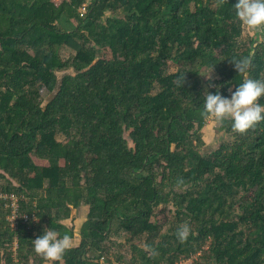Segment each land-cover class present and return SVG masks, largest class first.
Instances as JSON below:
<instances>
[{
	"label": "trees",
	"instance_id": "16d2710c",
	"mask_svg": "<svg viewBox=\"0 0 264 264\" xmlns=\"http://www.w3.org/2000/svg\"><path fill=\"white\" fill-rule=\"evenodd\" d=\"M233 3L0 0V264L48 263L32 248L48 227L80 239L61 264H264V120L226 119L233 142L203 152V92L264 81V42L241 46Z\"/></svg>",
	"mask_w": 264,
	"mask_h": 264
},
{
	"label": "clouds",
	"instance_id": "9594fccd",
	"mask_svg": "<svg viewBox=\"0 0 264 264\" xmlns=\"http://www.w3.org/2000/svg\"><path fill=\"white\" fill-rule=\"evenodd\" d=\"M234 17L249 29L264 30V0H235L232 4ZM236 73L246 72L251 64V56L228 60ZM211 72V71H210ZM208 73L207 77H209ZM218 88V86H217ZM203 118H213L216 122L230 120L234 131L243 133L257 122L264 120V103L259 98L264 96V81L244 79L235 86L229 96H223L217 90L205 91ZM38 220V219H37ZM189 234L187 224L178 228L176 235L183 240ZM70 237L58 231L45 228L41 234L32 239L33 251L44 258L48 264H61L65 252L70 248Z\"/></svg>",
	"mask_w": 264,
	"mask_h": 264
},
{
	"label": "rangeland",
	"instance_id": "374dc122",
	"mask_svg": "<svg viewBox=\"0 0 264 264\" xmlns=\"http://www.w3.org/2000/svg\"><path fill=\"white\" fill-rule=\"evenodd\" d=\"M87 5V4H86ZM81 12L83 11V8H81L80 10ZM112 16H118V17H123L122 15H119V13L117 14H113L111 12H107L106 16L103 18V20L107 19L108 17H112ZM243 35L242 38L240 40V44L243 48H246L249 44V40L253 39L254 41H256L257 43L260 42H264V30L261 29H249L248 27H246L245 25H243ZM257 43L254 45L256 46ZM103 54V52H101ZM100 53V54H101ZM64 56H67V53H63ZM178 70V68H176L174 65L170 64L168 65V72L172 73L174 71ZM211 71V72H210ZM209 77H207L208 73ZM63 73L59 74V77L62 78ZM199 77L202 79V81L205 83V85H207L208 81H216L219 76L211 69H202L199 73ZM212 88L216 87L215 84H210ZM208 87V86H206ZM217 90L219 92H221V89L218 87ZM52 96L49 98L48 100L51 99ZM222 123L216 122L213 118H209L207 120V124L206 126L203 128L202 130V135H203V139L206 143V145L203 148V152L204 153H209L211 151L216 150L222 143H230L233 142V137L231 136V134L227 133L225 130H222L221 128ZM63 139V138H61ZM59 139V140H61ZM86 219V212L84 210H81L79 212L75 213V223L74 226H76V232L78 235V231L81 227V225L85 222ZM156 221H160L163 224H170L172 222H175V220L173 219V209L171 207L165 208V209H159L157 212V216L155 217ZM169 228L168 226L163 227V232H165L167 229ZM76 240L71 243L70 247H75L76 245L79 244L80 239L79 237L76 236L75 238ZM113 241H117V243H122L124 244V246H122L120 249L119 248H115L114 252H119L121 250V252H128L129 251V244L125 243L124 239H117L114 237ZM75 245V246H74ZM48 264V263H45Z\"/></svg>",
	"mask_w": 264,
	"mask_h": 264
},
{
	"label": "built area",
	"instance_id": "2783aa9c",
	"mask_svg": "<svg viewBox=\"0 0 264 264\" xmlns=\"http://www.w3.org/2000/svg\"><path fill=\"white\" fill-rule=\"evenodd\" d=\"M86 7L87 5L85 4L82 8H83V11H82V15L86 12ZM81 12V11H80ZM11 209H12V215L11 217L8 219L10 224H11V227L12 228H15V222H16V212H17V206L15 205V201H13V203L11 204ZM199 255H195L189 259H186V260H183V261H180L176 264H192V261L194 259H196Z\"/></svg>",
	"mask_w": 264,
	"mask_h": 264
},
{
	"label": "crops",
	"instance_id": "0c3cea01",
	"mask_svg": "<svg viewBox=\"0 0 264 264\" xmlns=\"http://www.w3.org/2000/svg\"><path fill=\"white\" fill-rule=\"evenodd\" d=\"M78 237V236H77ZM70 243H73V242H70ZM75 246V245H74ZM77 246V245H76Z\"/></svg>",
	"mask_w": 264,
	"mask_h": 264
}]
</instances>
